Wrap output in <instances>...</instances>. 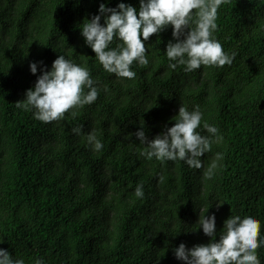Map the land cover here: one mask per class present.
Returning <instances> with one entry per match:
<instances>
[{"label":"trees","instance_id":"1","mask_svg":"<svg viewBox=\"0 0 264 264\" xmlns=\"http://www.w3.org/2000/svg\"><path fill=\"white\" fill-rule=\"evenodd\" d=\"M100 3L0 0V247L26 264H187L174 248L211 239L198 223L208 208L217 239L233 214L256 215L264 234V0H222L215 35L237 53L232 64L169 68L170 25L146 41L150 63H134V78L107 72L85 43L82 22ZM60 51L89 67L101 90L75 115L44 122L16 104L42 74L31 62L50 69ZM182 104L199 105L223 134L202 168L141 155L135 131L155 138ZM93 130L99 151L87 141ZM258 252L264 264V246Z\"/></svg>","mask_w":264,"mask_h":264},{"label":"clouds","instance_id":"2","mask_svg":"<svg viewBox=\"0 0 264 264\" xmlns=\"http://www.w3.org/2000/svg\"><path fill=\"white\" fill-rule=\"evenodd\" d=\"M221 3L222 0H139L137 8L126 0H119L114 6L109 0H101L99 11L83 20L82 35L103 68L117 77L134 78V63L148 65L152 44L146 46V41L170 25L174 39L167 43L169 68L184 65L185 72H192L202 65L232 64L237 53L226 51L215 35ZM30 68L33 73L42 74L26 90V98L17 101L16 107L34 109V116L44 122L60 120L70 109L75 115L77 107L91 104L100 93V83L91 69L77 62L70 52L66 55L60 51L50 69L42 60L32 61ZM203 116L199 105L190 109L182 104L172 118L175 123L165 125L155 138L150 139L143 126L138 128L135 135L146 145L141 155L149 160L153 157L160 161L184 160L190 167L202 168L201 158L212 149L213 143L223 139L219 125L203 120ZM140 123L143 125L144 121ZM73 132L79 134L82 128L77 126ZM87 141L96 151L104 146L94 130L87 134ZM215 155L217 161L222 158V153ZM217 161L208 167L207 176L214 175ZM135 195L144 196L142 183L136 185ZM208 210L200 214L198 223L211 239L191 247L182 241L174 248L176 257L187 264H261L258 249L264 246L262 220L256 215L233 214L225 220L217 239L216 213L208 215ZM0 264H26V261L14 257L8 248L0 247ZM34 264H46V261L38 257Z\"/></svg>","mask_w":264,"mask_h":264}]
</instances>
